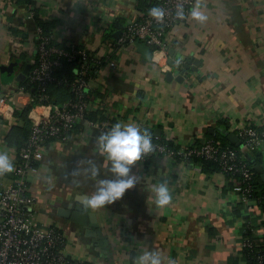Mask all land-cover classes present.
<instances>
[{
    "label": "crops",
    "instance_id": "crops-1",
    "mask_svg": "<svg viewBox=\"0 0 264 264\" xmlns=\"http://www.w3.org/2000/svg\"><path fill=\"white\" fill-rule=\"evenodd\" d=\"M159 1L35 0V7L51 22L54 42L84 46L104 59L90 80L91 94L99 99L95 110L103 119L157 130L177 147L200 144L215 131L226 137L233 132L241 141L242 126L264 127V0L197 1L206 19L191 16L194 3L187 18L166 32L165 53H153L150 46L149 52L141 50L135 43L116 46L118 34L141 18L146 3ZM25 10L14 0H0V93L20 85L16 75L36 58V26ZM176 55L181 61L198 60L188 64L197 71L181 68L179 76L175 69L168 79L167 61ZM25 104L23 95L16 110ZM14 111L0 116V151L12 161L16 147L6 135L21 125ZM100 132L80 122L66 141H49L38 171L28 177L36 222L63 233L68 256L88 264H133L140 253L155 250L164 264H247L238 239L236 196L225 176L205 173L199 163L168 156L136 162L137 183L120 199L84 207L85 194L96 187L86 171L89 161L100 165L101 177L114 178L106 154L98 150ZM244 155L258 157L264 171V148ZM11 179V172L0 173L1 184ZM162 181L172 199L160 207L153 186ZM73 212L79 213L77 219ZM254 236L264 244V232Z\"/></svg>",
    "mask_w": 264,
    "mask_h": 264
},
{
    "label": "built area",
    "instance_id": "built-area-1",
    "mask_svg": "<svg viewBox=\"0 0 264 264\" xmlns=\"http://www.w3.org/2000/svg\"><path fill=\"white\" fill-rule=\"evenodd\" d=\"M197 1L199 0H160L147 7L140 19L127 24L117 36L115 45L144 41L153 49V53H165L166 32L185 20ZM178 4H183V17L177 15ZM153 6L164 10L161 20L149 14V9ZM29 15L32 17L31 10ZM36 33V58L26 76L28 83L33 85L34 93L23 85L16 86L10 93H0L2 117L12 115L20 107L23 95L27 96V104L23 107L31 105L28 113L30 132L26 143L16 150L14 166L10 171L12 179L7 183H0V264H84V261L73 259L65 253V237L62 232L51 225H39L36 222L33 209L35 196L28 186V177L38 171L46 144L54 139L66 141L80 122L97 127L99 131H107L113 125L108 118L87 117L89 111L98 107L99 99L87 95L92 77H86V74L102 57L74 43L69 44L68 49L55 45L52 35L44 34L39 26L36 27ZM63 60L77 63L76 77L70 83L72 97L56 104L48 100L47 88L55 80V68ZM100 66H96V72ZM156 132L157 130L152 135L158 140L161 136ZM238 134L241 149L248 155L264 148V127L245 125L239 129ZM152 143L153 151L139 163L146 164L155 156H168L184 161H191V157L217 161L218 173L226 177L229 190L241 205V217H238L241 229L246 228L250 220L256 217L255 227L250 228L252 233L264 232L262 196L251 185V167L243 156H238L237 151L219 146L212 138H205L199 145L180 146L177 150L167 147L161 141L152 140ZM235 174L240 176L236 178ZM238 239L242 249H253L259 245L242 233ZM253 264H264L263 252H256Z\"/></svg>",
    "mask_w": 264,
    "mask_h": 264
},
{
    "label": "clouds",
    "instance_id": "clouds-1",
    "mask_svg": "<svg viewBox=\"0 0 264 264\" xmlns=\"http://www.w3.org/2000/svg\"><path fill=\"white\" fill-rule=\"evenodd\" d=\"M177 15L183 17V4H178ZM149 14L157 20L164 16V10L153 6ZM191 16L204 21L206 16L201 10L200 4L196 3L191 9ZM98 150L106 154L110 162L108 171L114 178L101 177V167L95 161H89L86 170L90 178L95 179V191L85 194L82 205L86 208L96 209L111 204L120 199L126 190L137 183V177L133 173V165L141 161L148 153L153 151L152 134L147 129H142L135 123H114L107 131H101L97 137ZM13 161L7 151H0V173L10 172L13 169ZM155 203L164 206L172 199L166 181L153 186ZM133 264H164L163 258L158 251L150 250L140 253L134 258ZM175 264V261H169Z\"/></svg>",
    "mask_w": 264,
    "mask_h": 264
},
{
    "label": "trees",
    "instance_id": "trees-1",
    "mask_svg": "<svg viewBox=\"0 0 264 264\" xmlns=\"http://www.w3.org/2000/svg\"><path fill=\"white\" fill-rule=\"evenodd\" d=\"M15 3L18 4H23L25 5L27 8H29V10H25L26 12L28 11H32V17L31 20H33L34 25L37 27L39 26L42 29V32L44 34H51L50 32V27H51V22H47L43 19H41L39 17L38 14V9L37 7H35V0H14ZM142 5H145V1L143 2ZM153 5V3H146V8ZM53 43H55V45L61 46L65 49H68V45L69 43H56L53 41ZM77 45V44H76ZM79 47H82L81 45H78ZM99 62L97 64H94L92 67H90V71H88V73L86 74V77H93L96 74V66L98 65H102L104 63V59L103 58H99L98 59ZM75 69H77V63L75 61H66L63 60L61 65H59L58 67L55 68L54 71V77L55 80L53 82H51L47 88V94H48V100L52 103H56V104H61L64 101H66L67 99H69L70 97H72V93L70 91V83L75 79L76 74H75ZM20 85H23L26 87V89L29 90V92L34 93L33 92V85L28 83V81L23 80L21 82H18ZM93 93V91H91L90 89L87 91V95L91 96L92 98H97ZM31 105H26L25 107H23L22 109H17L14 111V114L16 115V117H18V119L21 121V125H15L13 126L10 131L8 132V134L6 135V141L9 145H13L15 146L16 150L23 146L28 138L29 132H30V119L28 117V113L30 111ZM98 110H91L89 111V113L87 114V117L90 119H103V115H97ZM152 134V133H151ZM208 138H212L219 146L221 147H229L234 149L235 151H237L238 156H243V158L245 159V162L251 167L252 171H253V176L251 179V185L254 188V190H256L258 193L261 194L262 196V202H261V210L262 213L264 215V180L261 178L260 174L257 173L255 171V169L253 168L254 164H258L261 161L258 159V157H255L254 155L253 158H247L244 155V152L240 149V146L231 144L226 137V134L221 132V131H215L211 136L209 135ZM152 140L153 141H161L162 143H164L167 147L172 148L177 150L179 147L174 146L172 144V142L163 139L162 137H159L158 140L155 139V137L152 135ZM195 145H199V143H195ZM255 153V151L253 152V154ZM256 155V154H255ZM255 157V158H254ZM191 162H195V163H199L201 166V169L203 172H218L219 171V164L217 161L212 160V159H203V158H199V157H191ZM240 175L239 174H235V177L238 178ZM240 205V204H239ZM237 208V207H236ZM241 208V205H240ZM242 212V211H241ZM245 218V216L243 217ZM257 219V218H256ZM254 218H252L250 220L249 225L246 228H243L242 235H246L249 236L252 240H255L256 243H258L259 245L257 247H254L253 249H242V255L244 257V259L249 263V264H253L254 263V255L256 254V252L261 251L264 253V244H261L260 241H257L256 237L254 236V234L252 233L251 229L252 227H255V220ZM263 223H264V219H263ZM245 227V225H244ZM84 264H88L87 262H85Z\"/></svg>",
    "mask_w": 264,
    "mask_h": 264
},
{
    "label": "water",
    "instance_id": "water-1",
    "mask_svg": "<svg viewBox=\"0 0 264 264\" xmlns=\"http://www.w3.org/2000/svg\"><path fill=\"white\" fill-rule=\"evenodd\" d=\"M119 35V34H118ZM135 45L138 46L139 49L141 50H147L149 52L150 48H149V45H147L144 41H136L135 42ZM150 55L148 54L147 58L149 57ZM180 55H176V57L174 59H168L167 61V64L170 66V71H168L166 73L167 75V78L168 79H171L173 74L172 72L177 69L175 72L177 73H180L181 71V68H184V69H191V70H195L197 71V67H194V66H191L189 67V63L193 62V64L195 65H198L199 61L198 60H194V59H187L185 61H181L180 60ZM31 68V64L30 63H26L23 67V69L16 75L15 79L18 81V82H21L23 80H25L29 70ZM179 76H182L181 73ZM184 77H176V79H183ZM227 138L228 140L235 144V145H239L240 144V140L238 138V136L233 133V132H227ZM253 168L255 169V171L257 173L260 174L261 178L264 180V171L263 169L260 167V165L258 164H254L253 165ZM79 208H77L76 210L78 211ZM79 216V213L78 212H73L71 217L72 218H78Z\"/></svg>",
    "mask_w": 264,
    "mask_h": 264
}]
</instances>
